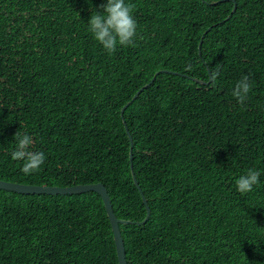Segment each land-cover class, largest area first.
I'll use <instances>...</instances> for the list:
<instances>
[{
  "label": "trees",
  "instance_id": "16d2710c",
  "mask_svg": "<svg viewBox=\"0 0 264 264\" xmlns=\"http://www.w3.org/2000/svg\"><path fill=\"white\" fill-rule=\"evenodd\" d=\"M106 2L0 0V180L102 183L133 222L144 193L148 222L120 226L128 264H264V0H125L137 37L113 54L88 26ZM163 70L124 113L132 148L122 109ZM17 131L46 155L34 173L11 159ZM0 264H119L102 197L0 190Z\"/></svg>",
  "mask_w": 264,
  "mask_h": 264
},
{
  "label": "clouds",
  "instance_id": "9594fccd",
  "mask_svg": "<svg viewBox=\"0 0 264 264\" xmlns=\"http://www.w3.org/2000/svg\"><path fill=\"white\" fill-rule=\"evenodd\" d=\"M135 4L126 3L125 0H107L101 5L100 12L92 13L89 21V31L94 39L109 53L117 50V45L134 46L137 37L138 24L133 16ZM252 89L249 76L244 75L235 84L232 96L243 106ZM15 149L11 153L13 161H22L21 171L31 174L39 170L44 164L46 155L43 151H33V138L17 131L14 136ZM261 172L256 168H250L247 172L236 179V189L241 194L253 191L254 186L260 182Z\"/></svg>",
  "mask_w": 264,
  "mask_h": 264
},
{
  "label": "water",
  "instance_id": "95a60500",
  "mask_svg": "<svg viewBox=\"0 0 264 264\" xmlns=\"http://www.w3.org/2000/svg\"><path fill=\"white\" fill-rule=\"evenodd\" d=\"M223 1H234V0H223ZM236 9H237V5L235 4V7L232 11V15L236 12ZM230 17H228L227 20ZM223 23H225V20L221 24H223ZM212 28H213V26L210 27L205 32V34L203 35V37L201 39V42L199 45L200 55H201V48H202L204 36L209 31H211ZM161 73H172V71L163 70V71L157 72L156 75L154 76V78L152 79V81L148 85L141 88L136 93V95L134 96L132 101H130L128 104H126L122 109L121 115H122V118L124 121L126 132L130 138L132 148L134 146L133 137H132V135L128 129V126L126 124V121L124 119V113L127 110V108L140 96V94L145 89L149 88L151 85L154 84L157 76L160 75ZM174 73L178 74L176 72H174ZM209 75H210V81L209 82H204V81H201L198 79H194V80L196 82L201 83V84H209L213 81V75H212V72L210 71V69H209ZM130 160H131V170L133 171L134 166H133V154L132 153L130 156ZM133 177H134L135 184L141 190L139 183H138V180H137L134 173H133ZM0 190L14 192V193H18V194H24V195H77V194H83V193H87V192L98 193L103 199V202H104V205H105V208L107 211V215H108V218H109L111 226H112L119 264H128L127 257H126L125 242H124V238L122 236V231H121L120 226L122 224L123 225H128V224L145 225L151 217V208L148 204V200L144 196V193H142V198H143V201H144L146 208H147L146 218L142 222H133L130 220L126 221V220L119 219L114 212V208L112 205V200H111L109 191L106 188V186L102 183L89 184V185H77V186H69V187H56V186H41V185H25V184L13 183V182H9V181L0 180Z\"/></svg>",
  "mask_w": 264,
  "mask_h": 264
}]
</instances>
